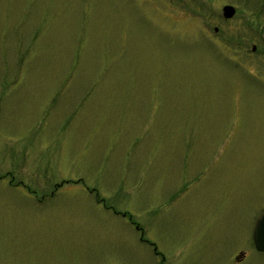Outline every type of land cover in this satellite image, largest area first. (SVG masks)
I'll use <instances>...</instances> for the list:
<instances>
[{"label":"rangeland","instance_id":"1","mask_svg":"<svg viewBox=\"0 0 264 264\" xmlns=\"http://www.w3.org/2000/svg\"><path fill=\"white\" fill-rule=\"evenodd\" d=\"M263 27L264 0H0V264H264Z\"/></svg>","mask_w":264,"mask_h":264},{"label":"water","instance_id":"2","mask_svg":"<svg viewBox=\"0 0 264 264\" xmlns=\"http://www.w3.org/2000/svg\"><path fill=\"white\" fill-rule=\"evenodd\" d=\"M236 14V8L231 5H226L223 8V16L225 19H232ZM218 29H216L217 31ZM262 39L264 40V27L262 32ZM257 47H253V51H256ZM254 245L257 251L264 252V213H262L256 221L254 230Z\"/></svg>","mask_w":264,"mask_h":264},{"label":"bare ground","instance_id":"3","mask_svg":"<svg viewBox=\"0 0 264 264\" xmlns=\"http://www.w3.org/2000/svg\"><path fill=\"white\" fill-rule=\"evenodd\" d=\"M216 29H218V28H216ZM262 30H263V29H262ZM254 46H256V47H257V45H254ZM254 46H253V47H254ZM252 51H253V48H252ZM254 52H255V51H254Z\"/></svg>","mask_w":264,"mask_h":264},{"label":"flooded vegetation","instance_id":"4","mask_svg":"<svg viewBox=\"0 0 264 264\" xmlns=\"http://www.w3.org/2000/svg\"><path fill=\"white\" fill-rule=\"evenodd\" d=\"M261 36H262V32H261Z\"/></svg>","mask_w":264,"mask_h":264}]
</instances>
